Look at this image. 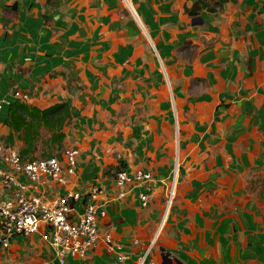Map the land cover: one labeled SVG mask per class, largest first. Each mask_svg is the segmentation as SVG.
Segmentation results:
<instances>
[{"label":"crops","instance_id":"crops-1","mask_svg":"<svg viewBox=\"0 0 264 264\" xmlns=\"http://www.w3.org/2000/svg\"><path fill=\"white\" fill-rule=\"evenodd\" d=\"M130 4L0 0V99L18 90L28 95L22 103L40 109L70 107L53 150L64 183L18 181L27 196L70 195L73 221L97 188L92 202L105 212L98 229L111 246L99 240L67 264H168L163 253L171 264H264V0ZM12 10L17 17L8 20ZM129 42L131 54L123 50ZM160 85L167 91L156 95ZM169 99L180 124L175 140ZM3 118L0 145L18 152L21 142L5 141ZM70 148L78 151L72 166L62 155ZM176 151L177 186L165 214ZM1 158L3 179L9 166ZM122 169L152 180L119 189ZM44 229L12 238L0 264H58Z\"/></svg>","mask_w":264,"mask_h":264},{"label":"built area","instance_id":"built-area-1","mask_svg":"<svg viewBox=\"0 0 264 264\" xmlns=\"http://www.w3.org/2000/svg\"><path fill=\"white\" fill-rule=\"evenodd\" d=\"M127 7L130 0H121ZM130 8V7H129ZM13 100L26 102L28 95L21 91H14L10 95L0 99V112L4 107L11 104ZM0 158L9 166L3 179H0V248L9 247L10 240L16 236L26 237L38 231L39 226L44 225L41 239L52 249L58 264H67L66 259L71 257H84L99 240L110 247L111 238L109 234L100 235L98 220L105 212L94 202L98 190L96 187L90 191L89 201L83 206L82 212L76 221L71 219L73 208L70 195H61L54 199H45L42 196H27V186L18 181L19 175L30 181H37L41 177L58 184L64 183V173L61 161L58 157H50L43 160L24 162L20 159L18 152L10 146L0 145ZM78 151L66 149L62 155L65 162L72 166L75 163ZM176 171H174V178ZM151 173L137 172L129 175L125 170L115 173V184L123 189L126 184H140L150 182ZM13 191V196L7 198L4 192ZM175 192V182L170 186L165 214L167 213ZM12 195V194H11ZM124 195V191L119 193ZM142 207L147 206V193H139ZM117 261L122 262L124 256L117 253Z\"/></svg>","mask_w":264,"mask_h":264},{"label":"trees","instance_id":"trees-1","mask_svg":"<svg viewBox=\"0 0 264 264\" xmlns=\"http://www.w3.org/2000/svg\"><path fill=\"white\" fill-rule=\"evenodd\" d=\"M198 10L194 6L190 16ZM7 18L17 17V12L7 11ZM4 124L10 129L6 137L7 144L14 141L21 142L18 155L24 162L43 160L53 157L55 146L60 145L65 137L64 126L70 118V107L67 102L57 103L44 109L13 100L10 105L3 108ZM41 150L37 155L38 150Z\"/></svg>","mask_w":264,"mask_h":264},{"label":"rangeland","instance_id":"rangeland-1","mask_svg":"<svg viewBox=\"0 0 264 264\" xmlns=\"http://www.w3.org/2000/svg\"><path fill=\"white\" fill-rule=\"evenodd\" d=\"M117 1H120L121 3H123L121 0H117ZM127 42V41H126ZM130 45V47H132V42L130 43H126V46L124 47V52L125 53H130L131 54V52H132V49H128L127 47ZM138 51V50H137ZM145 51H148V50H145ZM131 59H132V56H130V61H131ZM136 61H138L137 62V64H135L136 66L139 64V65H144L145 64V58H144V56H142L141 58H140V60H136ZM136 63V62H135ZM160 75H161V78L163 79V81H164V77L162 76V73H160ZM161 80V79H160ZM162 81V80H161ZM161 86L162 85H160V88L159 89H156V90H153V91H155V93H156V95L158 94V93H160V91H165L166 90V87L164 86V88H165V90H164V88L162 87L161 88ZM167 91V90H166ZM189 97H195L196 96V91L195 90H193V89H191V88H189L188 90H187V93H186ZM173 99H174V97H173ZM172 99H169V102L170 103H172V104H170L169 105V109H168V114L170 115V118H172V117H174L175 118V121H176V109H175V107H174V104H173V101H171ZM176 123H178L177 121H176ZM173 124H174V122H173ZM177 126H178V128H179V126H180V124L178 123L177 125H176V128H175V125H174V129L172 130V133L174 134V137H173V139L175 140V134H176V129H177ZM177 155H178V152L176 151V153H174V157H173V169H172V172H171V175H170V178L171 179H168V184H167V189L165 190V194H164V196H165V207H166V201H167V197H168V193H169V189H170V186L173 184V182H175V191H176V186H177V182H176V179H177V176H178V168H177V166L179 167V160H178V158H177ZM174 171H176V176H175V178H174ZM165 212V211H164Z\"/></svg>","mask_w":264,"mask_h":264},{"label":"water","instance_id":"water-1","mask_svg":"<svg viewBox=\"0 0 264 264\" xmlns=\"http://www.w3.org/2000/svg\"><path fill=\"white\" fill-rule=\"evenodd\" d=\"M50 199H51V198H50ZM163 258H164V260H167L168 264H171V263H170V259H169V255H168V254H166V253L164 254V253H163Z\"/></svg>","mask_w":264,"mask_h":264},{"label":"bare ground","instance_id":"bare-ground-1","mask_svg":"<svg viewBox=\"0 0 264 264\" xmlns=\"http://www.w3.org/2000/svg\"><path fill=\"white\" fill-rule=\"evenodd\" d=\"M131 5V4H130ZM130 5H129V7H130Z\"/></svg>","mask_w":264,"mask_h":264}]
</instances>
